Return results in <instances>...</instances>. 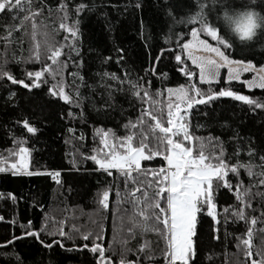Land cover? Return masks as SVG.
<instances>
[{"label":"trees","instance_id":"trees-1","mask_svg":"<svg viewBox=\"0 0 264 264\" xmlns=\"http://www.w3.org/2000/svg\"><path fill=\"white\" fill-rule=\"evenodd\" d=\"M87 5L78 17H73V9L76 4ZM239 5L242 0H235ZM46 7L52 8V16L49 18L47 11L44 13V24L38 28V32H48V42L58 44L63 41L64 31L59 30L55 34L53 29H58L62 13L57 12L58 0H44ZM69 22L76 18L79 20V39L76 43L79 55L72 54V60L76 61L75 66L72 61H68L64 68L62 77L66 92L75 91L73 76L77 73L75 85L79 86L81 96L85 97L81 108L61 101L58 96L53 97L47 89L54 83L49 79V83L41 84L39 88L25 89L22 85H13L6 80H0V155L7 156L8 150L16 148L13 140H24L22 145L29 151L27 172L20 171L16 175L12 171L0 172V245L12 239L13 235L20 236L22 232L29 228L41 229L40 240L45 244L50 243L53 238L61 240L59 236H48L46 231L55 232L62 229L66 233L75 227L81 231L95 230L94 220L102 221L104 225V245L107 247L110 241L113 242L112 260L116 264L119 256V245L113 241V216L112 210L115 202V191H110L109 209L103 210L97 203L98 194L105 186L113 182V177L97 170L90 159L83 158L91 155L92 149L96 148L102 155L103 145L99 143V136L95 135L97 128L108 131L109 129L117 136L126 134L123 127L129 119H135L141 107H146L149 111L166 113V92L169 87H178L180 84H187V77L176 70L174 53L179 49L176 47V40L172 37V43H166V38L173 33L190 32V27L181 24H174L173 17L177 20L182 18L189 10H195V0H67ZM259 11V9H256ZM171 12V16H169ZM40 19L39 17L37 18ZM17 23L4 13H0V37L5 33L4 26H11ZM27 32H31L29 24L25 25ZM21 32L13 31L12 43L8 45L7 55L9 58L14 54L17 57H27L31 47L29 35H23V43L18 42ZM201 37L214 44L210 38L203 33ZM184 36L180 43L189 39ZM41 43L40 62L15 63L10 62L8 69L17 79H24L25 83L30 81L24 76L25 71L40 70L42 64L51 66V61L46 60L44 55V39L38 36ZM71 41V38H69ZM240 43V42H237ZM4 40L0 38V54L4 52ZM161 47L165 52L161 55L160 61L155 57ZM171 48V52L168 49ZM121 49V53H117ZM67 52V48L62 49ZM123 59L118 61V56ZM240 56L252 59L253 63L259 67L264 63V49L257 46L252 51H245L233 55V58ZM106 57H110L105 61ZM60 59H64L62 56ZM185 63L181 66L197 72L193 77V83L198 81V70L182 56ZM145 69H154L155 75L145 72ZM103 73H115L117 77L123 79L127 76L134 83L139 82L150 92V96L144 98L145 102L138 100L129 91L127 83L122 86L111 80H102ZM165 73V75H160ZM82 77V80L80 79ZM112 85V93L109 98L106 90L100 85L103 83ZM150 82V87L149 83ZM232 90H239L242 94L253 95L257 98H264V90L253 89L251 92L240 87V82H230ZM91 86V87H89ZM121 87L123 90H120ZM206 87V86H204ZM215 87V86H214ZM159 89L160 95L156 96ZM15 96L9 101V93ZM143 89L141 90V96ZM83 111V116L80 113ZM72 111L73 117L67 113ZM189 120L190 130L196 136L219 137L222 141L227 138L235 129L240 136L251 138L254 147L259 151L264 149V113L257 110L250 112L248 107L242 102L234 101L228 97L217 98L210 104L197 105L190 110ZM27 119L29 123L37 129L35 134L28 133L22 124L17 121ZM150 122V117H145ZM204 125L197 128V125ZM73 128L74 133H68L67 129ZM83 133V140L76 139ZM112 143V137H108ZM66 141H68L66 143ZM228 152L231 153L232 146L226 144ZM18 150V148H17ZM243 154H242V157ZM258 163V161H257ZM163 166L160 157L152 161H143L142 167L154 168ZM59 172V183L51 178L50 173ZM231 176V174H229ZM241 180L247 186L249 178L241 170ZM254 178L253 183L258 181ZM235 185V180L232 181ZM113 189L115 184L112 183ZM131 187V185L129 186ZM122 199H128L123 191V183H120ZM257 189L254 187L253 191ZM264 190V186H262ZM152 190L149 189L151 195ZM235 187L229 192L221 188L217 191L215 200L217 203L218 239L212 238L211 218L198 215L196 234L194 239L195 256L190 264H243L246 257L235 248V237L241 236L246 231L243 221L232 222L223 225L222 211L230 206H238L235 196ZM139 194V193H138ZM256 208V201L252 202ZM264 210V209H261ZM117 217H123L124 227H128L127 218L134 215L132 207L128 203H122L116 212ZM248 217L258 216V212L246 209ZM47 217V220H45ZM141 220V217H135ZM29 221L31 224L29 225ZM119 223V221H118ZM264 227L258 220L254 226L256 229L251 238L255 247L260 246L264 239V232L259 231ZM225 232L229 233L227 237ZM126 233L119 231L116 240L123 239ZM152 242V247L159 251L162 244L155 234H148L146 237ZM63 248L53 245L50 249L44 248L33 237L25 236L23 239L12 241L7 246H0V264H17L14 255L5 256L4 253H15L19 256L23 264H94V256L88 249L81 248L87 243L73 235L72 239L62 240ZM138 239L128 242V247L135 248ZM220 252L213 257L214 252ZM129 259L132 257L129 256ZM251 264V261H248Z\"/></svg>","mask_w":264,"mask_h":264},{"label":"snow or ice","instance_id":"snow-or-ice-1","mask_svg":"<svg viewBox=\"0 0 264 264\" xmlns=\"http://www.w3.org/2000/svg\"><path fill=\"white\" fill-rule=\"evenodd\" d=\"M87 5L76 4L73 9V17H78L79 13L84 11ZM195 10L189 9L185 15L177 20L173 17L174 24H181L190 27V32L173 33L166 38V43H172V37L176 40V47L179 49L174 53L176 70L187 77V84H180L176 88L169 87L167 92L175 97V102L167 104L166 113L149 111L146 107H141L139 114L135 119H129L123 127L126 134L117 137L111 129L104 131L97 128L95 135L99 136V143L103 145L102 155L93 148L92 154L84 156L90 159L97 170L106 173L109 177H115L112 183L105 186L98 194L97 203L103 210L109 209L110 191H115V202L113 205V241L119 245L120 251L116 264H190L195 256L194 239L198 222V215H204L211 218L212 238L218 239L215 235L218 231L217 225L221 223L218 220L216 193L224 188L229 192L235 187V200L238 204L222 211L223 225L229 221H243L246 225V231L241 236H236L235 248L241 252L246 260L243 264H264V239L260 246L255 247L251 243V238L256 230L254 226L258 220L264 224V149L259 151L253 146L254 141L248 137H242L233 129L232 134L227 141H222L218 136L208 137L196 136L190 130L191 122L189 120L190 110L197 105L210 104L217 98L228 97L234 101L242 102L248 107L250 112L257 110L264 113V98H257L253 95L242 94L239 90H232L230 82H240L242 89L251 92L252 89L264 90V63H260L257 68L252 59L244 56L233 58L234 53L239 54L245 51H252L257 46L264 49V27L256 29L255 18L264 13V0H242L237 5L235 0H195ZM240 8L259 9L257 12L246 13L249 21L244 37H249L250 42L237 43L225 31L221 24V14L228 11H235ZM47 11L48 17L52 16V8L46 7L44 0H0V13L9 16L17 23L11 26H4L5 35L0 37L4 40V52L0 54V80H6L13 85H22L25 89L39 88L41 84L49 83V77L54 83L47 91L66 104L76 108H81L85 97L81 96L79 86L75 85L77 73H71L73 76V85L75 91L69 93L65 91V84L62 73L67 66L68 61H72L75 66L77 62L72 60V54L79 55L76 43L79 39V20L71 19L69 22L67 0H58L57 12L62 13L58 29H53L55 34L63 30L65 35L63 41L58 44L48 42V32H38V28L44 24V13ZM171 16V12L168 13ZM40 18L39 20L37 18ZM29 24L31 32H27L25 25ZM13 31L21 32L18 38L20 44L23 43V35H29L32 42L29 55L27 57H17L14 54L9 58L7 48L12 43ZM203 33L210 38L214 44L209 43L207 39H201ZM38 36L44 39V55L47 61H51V66L42 64L40 70L25 71L24 76L30 81L25 83L24 79L15 78L8 69L10 62L32 63L40 62L41 43ZM184 36H190L189 39L180 41ZM71 38V41L70 39ZM243 39V37H242ZM67 48V52L62 49ZM197 50L207 55H195L193 50ZM121 53V49L116 50ZM171 52V48L168 49ZM165 48L161 47L155 60L160 61ZM64 59H60L61 57ZM182 56L191 61V64L198 70V81L193 83V77L197 72L181 66L185 63ZM110 59L106 57L105 61ZM122 55L118 56V61L122 60ZM221 69L226 70V75L221 76ZM145 72L155 75L154 69H145ZM256 73L252 79L241 81L242 73ZM102 80H111L121 86L125 83L129 85L130 93L138 100L144 101V98L150 96V92L139 82L134 83L127 76L123 79L117 77L115 73L100 74ZM165 75V73H160ZM82 80V77L80 78ZM149 87H150V82ZM103 87L109 98L112 93V85L103 83ZM206 86V87H204ZM215 86V87H214ZM91 87V86H89ZM143 95L141 96V90ZM120 90H123L121 87ZM156 96L160 95L159 89L156 90ZM15 93L10 92L8 99L11 101ZM73 117L72 111L67 113ZM83 116V111L80 113ZM150 117V122L145 120ZM75 118V117H73ZM22 124L28 133L35 134L37 129L32 126L27 119L17 121ZM197 128H203L204 125H197ZM68 133H74L73 128L67 129ZM112 137V143H109L108 137ZM83 133L76 139L83 140ZM68 141H66L67 143ZM16 148L9 149L8 155H0V172L12 171L16 175L24 171L27 172L29 149L22 146L25 141L13 140ZM226 144L232 146L231 153L225 147ZM18 148V150H17ZM243 154L244 158H241ZM160 157L163 163L161 167H142V161H152ZM258 161V163H257ZM241 170L249 178V184L246 186L240 178ZM231 174V176L229 175ZM51 178L59 183V172L50 173ZM258 181L253 183L254 178ZM235 180V185H233ZM123 183V191L128 199H122L120 183ZM131 185V187H129ZM256 191H253V188ZM149 189L152 190L151 195ZM139 193V194H138ZM253 200L256 201V208H253ZM122 203H128L134 212L127 218L128 227H124L123 217H117L116 212ZM246 209L258 212V216L248 217ZM141 217L137 220L135 217ZM3 220V217H0ZM47 220V217H45ZM119 221V223H118ZM95 230L81 231L79 227L73 226L69 233L62 229L55 232L49 230L45 234L48 236H59L61 240L53 238L50 243L45 244L40 240L41 229L22 232L20 236L13 235L12 239L6 241L4 245L11 244L12 241L23 239L25 236L33 237L44 248H51L54 244L63 248L62 240L72 239L73 235L83 241L81 248L88 249L94 256V264H113V242L110 241L107 247L104 245V225L102 221L94 220ZM31 222L29 221V225ZM119 231L126 233L123 239L116 240ZM264 232V227L259 229ZM155 234L159 237V251L152 247V242L146 237L148 234ZM230 235L225 232V236ZM138 239L137 246L133 249L128 247L129 240ZM5 256L14 255L17 264H23L19 256L15 253H4ZM132 258L129 259L128 257Z\"/></svg>","mask_w":264,"mask_h":264},{"label":"clouds","instance_id":"clouds-1","mask_svg":"<svg viewBox=\"0 0 264 264\" xmlns=\"http://www.w3.org/2000/svg\"><path fill=\"white\" fill-rule=\"evenodd\" d=\"M257 12L256 9L252 8H240L235 11H228L226 14H221V24L228 35L240 43L250 42L249 37H244L243 33L248 26V19L246 13ZM256 29L264 27V13L260 14V17L255 18ZM243 37V39H242Z\"/></svg>","mask_w":264,"mask_h":264},{"label":"rangeland","instance_id":"rangeland-1","mask_svg":"<svg viewBox=\"0 0 264 264\" xmlns=\"http://www.w3.org/2000/svg\"><path fill=\"white\" fill-rule=\"evenodd\" d=\"M190 38V37H189ZM200 38L201 39H204L203 37H201L200 36ZM193 52H194V54L195 55H207L206 53H201V52H199V51H197V50H193ZM190 63H191V61H190ZM195 67V66H194ZM258 68V67H257ZM226 75V70H224V69H221V76L223 77V76H225ZM254 75H257L256 73H251V72H248V73H242L241 74V81H243V80H245V79H252V77L254 76ZM257 78H258V75H257ZM237 82V81H236ZM173 88H175V87H173ZM253 90V89H252ZM173 102H175V97L174 96H170L169 94H168V92H166V103L168 104V103H173ZM103 154V153H102ZM142 163H143V161H142ZM220 252V250L219 249H217L216 250V252H214V254H213V257H215L218 253Z\"/></svg>","mask_w":264,"mask_h":264}]
</instances>
